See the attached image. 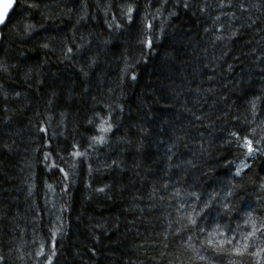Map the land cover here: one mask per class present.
I'll list each match as a JSON object with an SVG mask.
<instances>
[{
	"label": "trees",
	"instance_id": "16d2710c",
	"mask_svg": "<svg viewBox=\"0 0 264 264\" xmlns=\"http://www.w3.org/2000/svg\"><path fill=\"white\" fill-rule=\"evenodd\" d=\"M183 2L16 0L0 29V64L7 67L0 71V264H46L36 255L41 244L53 264H204L192 259L188 244L214 256L202 247L204 233L181 232L176 221L194 203L199 211L186 193L223 195L222 181L235 171L229 162H240L228 134H250L264 119L247 103L264 88V0H187V9ZM129 4L133 24L121 15ZM146 12L155 34L151 52L139 43ZM26 25L35 27L28 37ZM128 60L140 61L136 81L122 72ZM109 112L108 142L89 147L99 134L89 121L98 124ZM74 145L87 155H69ZM53 161L68 179L49 171ZM248 162L251 171L233 182L246 186L248 203L264 216L256 198L264 157ZM57 215L64 234L52 256L48 230ZM213 217L215 208L200 223ZM216 218L238 222L236 212Z\"/></svg>",
	"mask_w": 264,
	"mask_h": 264
},
{
	"label": "snow or ice",
	"instance_id": "6c2138e0",
	"mask_svg": "<svg viewBox=\"0 0 264 264\" xmlns=\"http://www.w3.org/2000/svg\"><path fill=\"white\" fill-rule=\"evenodd\" d=\"M180 2L181 0H177V3ZM163 3L167 4L168 0H163ZM28 6L32 8L39 7L38 4H31ZM219 6L223 7V4ZM11 7V3H6L2 6V11H0V24H6L4 17L7 14L8 9ZM183 7L187 9L190 8L191 5L187 2V0H184ZM241 7H243V5H241ZM122 8L123 10L121 15L127 18L129 24L135 23L134 17L132 15L133 11L136 10L134 6L129 4L122 6ZM156 11L159 13L161 9L158 8ZM194 14L195 13H193V15ZM174 15L175 12L170 13V16ZM84 18L85 17H81V19ZM152 19H156V17L153 16ZM219 19V16L215 18L216 21ZM142 25L143 39L139 40V43L143 49H148L149 52H151L153 49H155L156 43L155 34L153 32V24L150 20H148L147 12L142 19ZM111 26L112 25H109V27ZM120 27L121 25H116V28ZM205 30L207 31V29ZM34 31L35 27L33 25H26L24 28L25 37L31 36L32 32ZM160 31L163 33V27L160 28ZM236 35L237 33H232V36ZM231 38L232 37H229L230 40ZM215 39L223 40L224 36L216 35ZM41 46L43 48H48L47 44H43ZM67 51L68 53H72L73 49L68 48ZM77 51H80V49L78 48ZM65 58L67 59L70 57L66 56ZM141 58L143 59V53ZM166 59H174V57H166ZM138 63H140V61H136L135 63L125 61V67L122 72L132 81H136L138 79L135 72V67ZM95 65L96 60L93 59L88 67L92 68ZM129 70H131V72ZM229 70H231V66H229ZM0 71L6 72L7 67L0 64ZM83 74L86 77L88 75V73ZM209 91L211 90L209 89ZM17 95H19V93H17ZM247 103L254 118L259 116L261 112H264V109L260 108V105H264V88H261L259 93H252L251 98L248 99ZM167 106L168 105H165V107ZM122 110L123 109H121V111ZM185 110L190 111V109ZM89 123L93 124V126L96 128V131L99 133L98 135L91 137V144L89 147H96L107 143V135L113 132L111 112H109L107 118L100 117L99 124H96L94 121H89ZM164 123L166 124L167 121H164ZM245 123H248V121L246 120ZM40 131H46V129H40ZM141 131H144V129H141ZM145 134L147 135V133ZM177 139L179 140L181 138L178 137ZM226 143L229 146L233 144L235 145L236 149L238 150L237 156L240 158V162L239 164H236V161L229 162L230 164H235V171L232 173L231 180L222 181L224 184V187L221 189L223 195H221V192H218L215 189H213L211 193H208L207 199H202V193L197 191L186 193L188 197H191L195 202L200 203L199 211L197 210V206L194 203L191 206L190 211L186 212L183 217L176 221V223L180 225L179 231L181 232L194 228L198 232L204 233L205 238L202 241V247L214 254V256L211 257L202 255L200 253V249L196 248L192 244H188L187 247L192 251V259L194 260L204 262V264H215L216 259L227 257L228 264H246V260L247 264H264V216L258 215L257 209L248 203L249 195L247 193L246 186L242 183L233 182L236 180V178L243 179V177L251 171L252 164L248 162L249 160H255L257 157H264V119L260 120V123L257 127L251 128L250 134L246 128L240 131L230 132L228 134ZM171 147H175V144L170 146L169 151H171ZM73 148L74 151H72L69 155L78 158H83L87 155V151L81 152L77 150V146L75 145ZM49 157L50 153L46 154L44 159L48 160ZM61 160H63V157H61ZM113 163L116 162L114 161ZM186 163L189 165L192 164L191 161H186ZM173 166L179 167V165ZM71 167L75 169L76 164L73 163ZM48 168L49 171L55 169L61 172L65 180L69 177L68 172H66L64 168L59 167V165H57L54 161L48 165ZM257 179H259V177H257ZM48 187L49 189H52V185H48ZM165 187H167V185H165ZM256 189L257 202L264 204V195H260V193H264V181L256 184ZM97 191L104 192L105 188L97 189ZM29 194H31V189ZM176 195H180L179 191H177ZM238 204L240 206L239 208L237 207ZM180 207H185V204L182 203ZM214 208L216 209V217H220L222 215L223 217L227 218L231 217L233 212H236L238 216V222H236L235 226H233L231 221L225 224L219 222L216 217H213L211 220H209L207 225H202L200 221L210 216ZM59 211L62 213L63 209L61 208ZM169 226L171 227V224ZM49 231L51 233V255L54 256L56 255L57 247L56 237L59 235L62 238L64 234L63 221L60 215L55 217L54 226ZM191 239L192 237L189 236L188 240ZM43 249L44 245L41 244L40 249L36 252V255L44 257L46 264H53L51 256L46 255Z\"/></svg>",
	"mask_w": 264,
	"mask_h": 264
},
{
	"label": "water",
	"instance_id": "95a60500",
	"mask_svg": "<svg viewBox=\"0 0 264 264\" xmlns=\"http://www.w3.org/2000/svg\"><path fill=\"white\" fill-rule=\"evenodd\" d=\"M15 2L16 0H0V11H2V6L6 3H11L12 7L8 9L7 14L5 15L4 19L5 21L7 20L8 15L10 14V12L13 10L14 6H15ZM4 24H0V29ZM0 38H1V34H0Z\"/></svg>",
	"mask_w": 264,
	"mask_h": 264
},
{
	"label": "bare ground",
	"instance_id": "6f19581e",
	"mask_svg": "<svg viewBox=\"0 0 264 264\" xmlns=\"http://www.w3.org/2000/svg\"><path fill=\"white\" fill-rule=\"evenodd\" d=\"M188 42V41H187ZM127 49V48H126ZM131 51V50H130ZM134 54V53H133ZM121 55V54H120ZM125 57V56H124ZM163 57V56H162ZM148 58V57H147ZM129 61V60H128ZM254 61V60H253ZM118 64V63H117ZM116 68V67H115ZM122 69V68H121ZM123 76V75H122ZM181 81V80H180ZM132 82V81H131ZM113 86V85H112ZM108 87V86H107ZM116 91V90H115ZM121 91V90H120ZM235 91V90H234ZM22 92V91H21ZM210 93V92H209ZM216 95V94H215ZM231 97V96H230ZM106 99V98H105ZM110 105V104H109ZM114 105V104H113ZM105 106H106V104H105ZM122 106V105H121ZM102 107V106H101ZM112 108V107H111ZM63 109V108H62ZM102 110V109H101ZM58 111V110H57ZM170 113V112H169ZM99 115V114H98ZM118 115V114H117ZM65 117V116H64ZM98 117V116H97ZM141 118V117H140ZM99 119V118H98ZM236 119V118H235ZM126 120V119H125ZM99 124V123H98ZM185 124V123H184ZM124 126V125H123ZM186 126V125H185ZM186 127H188V126H186ZM35 128V127H34ZM124 129V128H123ZM221 138V137H220ZM77 145V144H76ZM82 149V148H81ZM86 149V148H85ZM92 149H94V148H92ZM96 149V148H95ZM93 156H95V155H93ZM117 169V168H116ZM71 176V175H70ZM100 182V181H99ZM98 183V182H97ZM89 188V187H88ZM49 190V189H48ZM102 195V194H101ZM56 212V211H55ZM45 214V213H44ZM49 214V213H48ZM39 217V216H38ZM55 219V218H54ZM99 219H100V217H99ZM103 221V220H102ZM50 222V221H49ZM52 222H54V221H52ZM49 231V230H48ZM68 233V232H67ZM51 238V237H50ZM82 238V237H81ZM182 249V248H181ZM130 254V253H129Z\"/></svg>",
	"mask_w": 264,
	"mask_h": 264
}]
</instances>
